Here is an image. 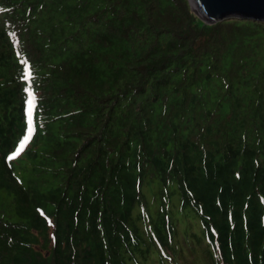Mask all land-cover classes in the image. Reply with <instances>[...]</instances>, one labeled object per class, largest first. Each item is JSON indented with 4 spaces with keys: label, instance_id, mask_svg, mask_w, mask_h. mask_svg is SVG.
I'll list each match as a JSON object with an SVG mask.
<instances>
[{
    "label": "trees",
    "instance_id": "16d2710c",
    "mask_svg": "<svg viewBox=\"0 0 264 264\" xmlns=\"http://www.w3.org/2000/svg\"><path fill=\"white\" fill-rule=\"evenodd\" d=\"M2 192L0 264H264V23L0 0Z\"/></svg>",
    "mask_w": 264,
    "mask_h": 264
},
{
    "label": "water",
    "instance_id": "95a60500",
    "mask_svg": "<svg viewBox=\"0 0 264 264\" xmlns=\"http://www.w3.org/2000/svg\"><path fill=\"white\" fill-rule=\"evenodd\" d=\"M190 10L203 23L226 19L264 23V0H187Z\"/></svg>",
    "mask_w": 264,
    "mask_h": 264
},
{
    "label": "rangeland",
    "instance_id": "374dc122",
    "mask_svg": "<svg viewBox=\"0 0 264 264\" xmlns=\"http://www.w3.org/2000/svg\"><path fill=\"white\" fill-rule=\"evenodd\" d=\"M19 152V151H18ZM0 196H2V197H4V198H6V199H4L5 201H7V196L5 195V193H1V195ZM1 197V198H2ZM3 205V202L2 201H0V206H2ZM5 208H7V206L5 205ZM7 211V210H6ZM1 212H4V210L3 209H1ZM189 218V219H188ZM188 218L187 219H180L179 220V225H180V227L182 228V229H185V231H187V230H189L190 229V227L189 226H187L188 224H190V223H192V227H194V230H196L197 232H199V230H200V226H199V222L197 221V218H193V215H190V216H188ZM185 226V228H183ZM192 229V228H191ZM181 231V230H180ZM182 235V234H181ZM183 235H182V239H183ZM177 255H178V253H177ZM149 264H154V262L151 260L150 262H149Z\"/></svg>",
    "mask_w": 264,
    "mask_h": 264
},
{
    "label": "snow or ice",
    "instance_id": "6c2138e0",
    "mask_svg": "<svg viewBox=\"0 0 264 264\" xmlns=\"http://www.w3.org/2000/svg\"><path fill=\"white\" fill-rule=\"evenodd\" d=\"M26 77H27V65H25V78H26ZM24 91H25V92H28L29 95H31L30 90H29L28 88H25ZM30 103H31V102L29 101V102H28L29 107H30ZM30 132H31V120H30V118H29V120H28V127H27V129H26V131H25V135H24V137L20 140L19 145H17L18 148H19L21 145H23V144L25 143V140L27 139L28 133H30ZM12 155H15V153H12Z\"/></svg>",
    "mask_w": 264,
    "mask_h": 264
}]
</instances>
